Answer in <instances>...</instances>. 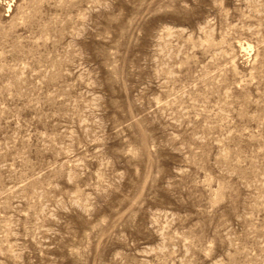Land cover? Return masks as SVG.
<instances>
[{
    "label": "rangeland",
    "instance_id": "1",
    "mask_svg": "<svg viewBox=\"0 0 264 264\" xmlns=\"http://www.w3.org/2000/svg\"><path fill=\"white\" fill-rule=\"evenodd\" d=\"M0 264H264V0H0Z\"/></svg>",
    "mask_w": 264,
    "mask_h": 264
}]
</instances>
